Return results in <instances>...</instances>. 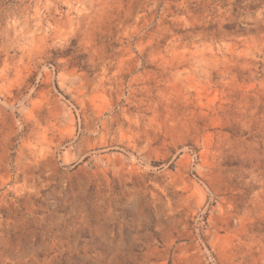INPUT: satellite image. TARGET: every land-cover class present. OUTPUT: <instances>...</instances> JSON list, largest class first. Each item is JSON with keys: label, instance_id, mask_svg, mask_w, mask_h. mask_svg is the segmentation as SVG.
I'll return each instance as SVG.
<instances>
[{"label": "rangeland", "instance_id": "1", "mask_svg": "<svg viewBox=\"0 0 264 264\" xmlns=\"http://www.w3.org/2000/svg\"><path fill=\"white\" fill-rule=\"evenodd\" d=\"M0 264H264V0H0Z\"/></svg>", "mask_w": 264, "mask_h": 264}]
</instances>
